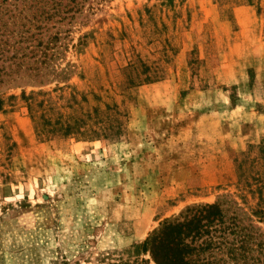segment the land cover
I'll return each mask as SVG.
<instances>
[{"label":"rangeland","instance_id":"374dc122","mask_svg":"<svg viewBox=\"0 0 264 264\" xmlns=\"http://www.w3.org/2000/svg\"><path fill=\"white\" fill-rule=\"evenodd\" d=\"M89 5L59 80L1 87L0 264H158L222 197L264 225V0Z\"/></svg>","mask_w":264,"mask_h":264},{"label":"trees","instance_id":"16d2710c","mask_svg":"<svg viewBox=\"0 0 264 264\" xmlns=\"http://www.w3.org/2000/svg\"><path fill=\"white\" fill-rule=\"evenodd\" d=\"M104 1L0 0V90L25 76L59 80L67 71L57 64L69 47L64 38L88 3L92 10ZM254 215L232 197L192 205L141 246L158 264H264V225Z\"/></svg>","mask_w":264,"mask_h":264}]
</instances>
